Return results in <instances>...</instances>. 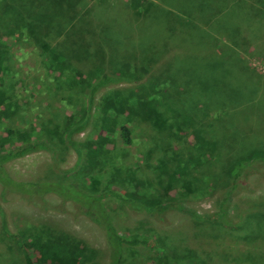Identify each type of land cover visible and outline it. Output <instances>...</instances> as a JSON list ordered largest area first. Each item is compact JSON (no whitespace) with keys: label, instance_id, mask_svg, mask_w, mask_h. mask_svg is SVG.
Listing matches in <instances>:
<instances>
[{"label":"rangeland","instance_id":"rangeland-1","mask_svg":"<svg viewBox=\"0 0 264 264\" xmlns=\"http://www.w3.org/2000/svg\"><path fill=\"white\" fill-rule=\"evenodd\" d=\"M41 43L62 58V72L45 67ZM0 53L9 70L0 87V147L7 128L31 131L49 146L5 164L16 181L72 182L76 152L68 137L103 136L106 101L127 110L106 124L110 161L81 180L91 177L97 191L105 183L118 194L148 190L210 215L231 187V162L264 150V0H0ZM96 71L124 79L98 89L87 105V91L68 90L67 82L92 74L94 83ZM78 110L88 123L69 136L64 121ZM121 126L130 131L128 144ZM249 163L235 183L227 225L176 207L164 210L160 224L104 199L118 235H148L170 261L132 246L121 264H264V163ZM0 211V264H26L19 236L78 242L93 264H107L102 235L72 204L0 193Z\"/></svg>","mask_w":264,"mask_h":264},{"label":"trees","instance_id":"trees-1","mask_svg":"<svg viewBox=\"0 0 264 264\" xmlns=\"http://www.w3.org/2000/svg\"><path fill=\"white\" fill-rule=\"evenodd\" d=\"M43 56L45 67L53 72H62L64 67L61 66L62 58L50 48L46 43L39 45ZM7 58L0 53V87L7 83L9 73L7 67ZM52 69V70H51ZM99 73L96 81L92 83L91 77L85 80L74 79L67 82V88L81 87L87 91V105L93 101L94 93L109 84L121 81L122 72L114 75ZM127 110V104L123 102L106 101L99 109L100 118L105 122L102 127L103 136H98L96 140H87L83 142H74L68 137V144L74 148L76 152V165L73 172L74 180L72 182L59 180H39V181H16L8 176L5 171V164L9 161L24 157L26 155L38 152L49 151V146L42 139H35L33 133L23 129L7 128L4 129V142L0 147V193L1 195L15 194L21 199L32 202L40 200L45 196L51 195L56 197L62 203H69L76 206L79 211L87 217L99 230L102 235L105 248L107 251V264H121L122 255L125 247L143 246L152 250L158 259L170 262L162 249L156 245L153 238L145 234H130L128 236L118 235L113 223L106 211L103 200L106 198H114L131 211L133 214H147L157 223L164 224L165 218L162 217L164 210L173 207L183 214H188L192 218L201 220H211L214 217L227 225V208L229 201L234 195L235 183H238V177L241 170L247 167V163L252 165L254 161L264 163V150L251 151L243 157H239L231 162L228 168L227 176L230 177L231 187H227L221 194V200L218 209L210 214L199 216L185 208H179L173 204V201L163 200L158 196L152 195L148 190L142 192V196H138L134 191H127L118 194L111 188V183H105L98 189L92 188L91 177L87 178V183L82 182L83 178L101 171L110 161L109 150L105 148L106 143L104 137H107L108 127L116 116L123 115ZM85 110L75 112L72 116L64 121L63 130H68V135L78 134L83 131L88 123L89 116L84 113ZM118 133L122 141L126 144L130 143V131L125 126L118 128ZM0 222L3 231L6 230V222L3 213L0 211ZM15 242L22 253V258L26 264H93L91 258L88 257L84 246L78 242L58 243V242H41L39 240L26 239L22 236L16 237ZM87 254V255H86ZM177 263L176 261L174 262Z\"/></svg>","mask_w":264,"mask_h":264}]
</instances>
